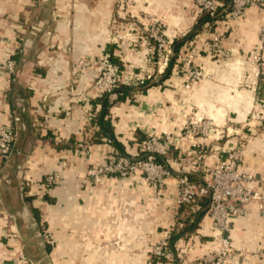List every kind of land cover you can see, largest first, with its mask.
Segmentation results:
<instances>
[{
    "label": "crops",
    "instance_id": "crops-1",
    "mask_svg": "<svg viewBox=\"0 0 264 264\" xmlns=\"http://www.w3.org/2000/svg\"><path fill=\"white\" fill-rule=\"evenodd\" d=\"M200 19L192 0H0V125L13 113L21 119L18 154L0 161V262L23 251L44 264H205L206 254L219 246L207 206L193 230L171 241L172 262L150 251L187 217L173 204L175 175L201 181L193 149L206 147L204 162L214 166L227 158L226 149L241 146L240 170L264 173V67L252 59L264 7L209 29L208 19ZM150 20L161 23L167 38L182 40L180 51L191 49L203 79L188 83L173 63L168 76L145 91H129L123 99L89 97L96 71L89 67L75 76L76 60L109 54L121 67L156 73L147 61ZM216 32L227 58L204 52ZM7 60L17 64L13 77L4 71ZM80 93L92 106L90 123L89 107L73 102ZM100 115L108 131L101 130ZM198 121L212 123L209 136L182 140L185 124ZM161 132L173 134L180 146L159 159L174 174L163 190L138 177L87 175L107 154L131 156L136 141ZM48 175L58 181L40 199L39 184ZM24 179L31 187L23 188ZM263 229L253 206L232 222L230 264H257Z\"/></svg>",
    "mask_w": 264,
    "mask_h": 264
},
{
    "label": "built area",
    "instance_id": "built-area-1",
    "mask_svg": "<svg viewBox=\"0 0 264 264\" xmlns=\"http://www.w3.org/2000/svg\"><path fill=\"white\" fill-rule=\"evenodd\" d=\"M192 2L199 17L208 19L206 23L208 29L221 20L229 25V23L244 17L249 8L262 9L264 7L263 0H231L229 8H224L220 0H192ZM32 29L38 31L36 26H33ZM145 32L147 41L152 47L147 61L155 65L156 73L152 74L143 69L135 71L131 68L121 67L112 61L109 54L76 60L72 68L75 76L89 67L96 71V77L91 87L93 95L89 97L100 100L103 97L118 95L121 87H126L132 91L142 89L147 83L157 84L166 70L170 69L172 61L176 64L179 72L186 74L188 83L203 79L201 70L193 64L191 49L187 47L175 52V40L166 37L160 22L150 20L149 25L145 26ZM259 37L260 41L252 59L255 64L262 68L264 67V61H262L264 24L260 29ZM204 52L207 56L217 59L229 56V52L222 46V35L219 32L212 35ZM3 66L9 77L16 74L17 64L15 61L7 60ZM73 102L75 104L84 102L89 107L87 122L90 123L91 119L94 118V113L91 112L92 106L89 104L88 97L82 96L81 93L76 94ZM254 116L252 115V117ZM20 122V116L13 113L9 123L0 125V161L4 163L9 162L14 155L18 154L17 140ZM211 127L210 121L187 122L180 138L182 140L189 139L197 134L206 138L209 136ZM104 141L111 143L108 138ZM178 142L177 137L171 133L147 134L145 138L135 142L133 155L109 153L104 156L101 165L88 168L87 175L92 179H103L109 175L119 179L138 177L143 179L145 184L152 185L153 188L156 186L161 188L165 185V180L171 179L174 174L156 158L167 157L172 149L180 147L177 146ZM85 144L87 145V143ZM192 147H197V145H192ZM205 148L200 147L192 150L195 159L198 160L196 164L198 170L196 168V171L203 174L201 181L192 180L186 173L175 175L176 185L173 204L176 209L186 207L189 213L193 214L201 209L203 199L208 201L206 205L207 215L210 218L211 227L219 236V246L206 254L204 263L230 264L229 258L233 247L229 234L232 222L236 218L246 216L248 207L253 206L264 226V173L254 175L240 170L242 157L239 148L241 146L226 149L227 158L219 160L214 166L204 162ZM24 180L23 188L31 187L30 181ZM57 181V175H48L40 182V199H43V196L51 191ZM26 194L27 192H25ZM182 227L183 225H179V227L168 231L165 237L151 248L150 253L153 258L163 262L173 261L171 237L175 231ZM44 233L46 234V231ZM260 239L264 242V229ZM47 242L51 243L50 239H47ZM255 255L258 258L257 264H264V248ZM42 260L32 261L23 251H19L14 258L0 262V264H40Z\"/></svg>",
    "mask_w": 264,
    "mask_h": 264
},
{
    "label": "trees",
    "instance_id": "trees-1",
    "mask_svg": "<svg viewBox=\"0 0 264 264\" xmlns=\"http://www.w3.org/2000/svg\"><path fill=\"white\" fill-rule=\"evenodd\" d=\"M222 3H227V1L228 0H220ZM223 7H225L224 6V4H223ZM204 18L205 17H203L202 19H200L199 20V22L200 23H203L204 22ZM199 23V24H200ZM189 38V37H188ZM182 40H177V41H175V43H174V49H175V52H178L179 51V48L182 46ZM174 63V61H172L171 62V65ZM169 71H170V69L168 68L167 70H166V72H165V74H164V78H166L167 76H168V74H169ZM150 86H152L151 84H149V83H147V84H145L143 87H142V89H140V90H142V91H145L146 90V88H148V87H150ZM120 90L121 91H119V94H118V96H119V98H124L127 94H128V92L129 91H131V90H129L128 88H126V87H121L120 88ZM103 99H105V97H103L102 99H100V100H103ZM103 107H105V108H107V107H109L108 106V100L107 101H105V102H103ZM103 113H106V109H104V112ZM102 115H104V114H102ZM102 115H100V119H99V126L101 127V130L104 132V131H108V129H109V124L106 122V121H104L103 119H102ZM113 144H114V146L117 148V149H121V144L120 143H118V142H115L114 143V141H113ZM159 159L160 158H156V160L157 161H159ZM160 162V161H159ZM162 163V162H161ZM192 180H194V179H192ZM207 200L206 199H203L202 200V202H201V209L198 211V212H196V213H193V214H191V213H189V211H188V209L185 207L183 210H185V212L187 213V217H186V219L184 220V223H183V227L180 229V230H178V231H175L173 234H172V237H171V241H174L180 234H182L183 232H185V231H188V230H193L194 229V227H195V224H196V222H197V219H198V217H199V215H201V213H203V210H202V208L203 207H205L206 205H207ZM193 220V221H192Z\"/></svg>",
    "mask_w": 264,
    "mask_h": 264
},
{
    "label": "rangeland",
    "instance_id": "rangeland-1",
    "mask_svg": "<svg viewBox=\"0 0 264 264\" xmlns=\"http://www.w3.org/2000/svg\"><path fill=\"white\" fill-rule=\"evenodd\" d=\"M259 41H260V38H259ZM137 175H139V174H137ZM143 183H144V181H143V179L141 180ZM146 185H148V184H146ZM148 186H150L151 188H153V186L152 185H148ZM165 187V185L164 186H162L161 188H159L158 186H156L155 188H153V189H156V190H163V188Z\"/></svg>",
    "mask_w": 264,
    "mask_h": 264
},
{
    "label": "water",
    "instance_id": "water-1",
    "mask_svg": "<svg viewBox=\"0 0 264 264\" xmlns=\"http://www.w3.org/2000/svg\"><path fill=\"white\" fill-rule=\"evenodd\" d=\"M230 7V5L227 7V8H229ZM5 179H8V178H5ZM29 259H31L32 261H36V260H40V259H43V258H31V257H29V256H27ZM40 264H44V260H42V262L40 263Z\"/></svg>",
    "mask_w": 264,
    "mask_h": 264
}]
</instances>
